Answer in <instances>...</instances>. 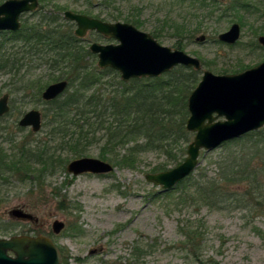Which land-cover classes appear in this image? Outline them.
<instances>
[{"label": "rangeland", "instance_id": "1", "mask_svg": "<svg viewBox=\"0 0 264 264\" xmlns=\"http://www.w3.org/2000/svg\"><path fill=\"white\" fill-rule=\"evenodd\" d=\"M4 1L0 0V4ZM172 1L40 0L38 10L24 14L22 21L33 23L42 15L57 13L64 24L68 21L63 12L68 9L76 12L85 10L89 16L111 22H125L127 16L138 18L142 21L141 26H135L152 35L154 31L159 32L160 37H154L162 45L199 57L201 78L205 70L215 74L238 73L234 70L239 66L248 69L264 61V46L258 41V37L264 34L256 35L252 26L254 21L257 22L256 15H250L251 20L242 27L239 43L226 44L220 42L218 35L237 21L218 20L215 16L211 20L202 18L204 24L201 26L200 18L193 16L188 3L181 7L174 2L173 7ZM109 13L118 15L119 20L109 18ZM201 35H206L205 40L197 41ZM85 38L89 46L94 41L118 43L115 38L95 31L89 32ZM1 39L3 35L0 34ZM180 39L182 47L179 48L177 43ZM6 41L12 52L19 47L13 36H7ZM256 42L260 46H256ZM25 61L28 65L21 68L20 74L29 71L26 79H38L44 89L56 82L46 64L29 68L30 64L37 65L36 61L29 56ZM95 63L98 64V56ZM17 77L19 75L6 69L0 70V96L9 93L11 105L10 111L0 118V149L4 150L0 154L22 160L15 159L22 166L14 175H0V237L48 235L64 249L69 264H100L101 261L120 264H264V196L259 197L257 192L248 193L246 185L239 186V194H236L245 200L228 201L224 208L218 209L186 194L191 190H188L190 184H195L204 175L208 178L219 173L217 163L228 151L223 143L214 149L203 150L199 165L190 174L192 181L176 188L170 195L156 196L154 192L161 187L145 177L160 165L166 164L170 169L179 164L169 160L162 151L135 155L133 167L114 165V170L105 174L73 175L67 171V165L76 158L67 148L58 151L53 148L61 145V140L50 137L49 131H55L54 119H57L52 113L47 120L43 116L40 131L34 132L31 127L18 128L25 112L31 109L44 112V104L33 97L24 98L27 91H22V82ZM193 137L194 133L185 145L186 154L181 162ZM42 143L49 145V152L56 155L58 162L61 157L62 164L68 160L66 168H57L45 178L42 175L27 178L25 166H29L21 158L20 150L36 148ZM89 152V156L99 157L98 144H93ZM119 152L124 153L125 150ZM9 163H12L11 159ZM14 208H23L38 220L13 217L10 211ZM56 220L65 223L59 233L53 231ZM134 247L138 251L133 252ZM92 250L95 251L92 253ZM77 257L81 263L76 261Z\"/></svg>", "mask_w": 264, "mask_h": 264}, {"label": "trees", "instance_id": "2", "mask_svg": "<svg viewBox=\"0 0 264 264\" xmlns=\"http://www.w3.org/2000/svg\"><path fill=\"white\" fill-rule=\"evenodd\" d=\"M174 2L181 7L188 3L193 16L200 18L201 26L204 24L202 18L211 20L216 16L218 20L226 18L245 27L251 20L250 15H256L259 23H252L254 33L264 34V0H174L171 3L173 7ZM106 3L104 4L107 6ZM83 12L87 13L85 10ZM108 17L119 20V16L114 13H109ZM124 20L136 26H141L142 23L134 17L127 16ZM73 28L72 23L63 24L60 16L56 15L40 17L33 23L26 21L15 32L0 33L3 35L0 40V70L6 69L19 75L17 78L22 82L21 89L23 92L27 91L23 97H33L44 104L45 120L51 117V113L57 118L54 119L55 131L50 130L49 134L53 139H60L61 145L53 148H57L56 151L67 148L71 156L77 158L89 156L91 146L98 144L99 157L113 162L115 166L133 167L135 155L147 151H162L169 160L180 163L182 156L186 154L185 145L192 136L186 128L189 117L188 98L200 81V71L179 65L158 77L132 78L125 82L117 70L98 67L95 63L97 55L90 51L89 45L85 43L86 39L74 34ZM7 36H13L16 46L19 44L17 50H10ZM153 36L160 37V33L154 31ZM255 44L260 46L257 42ZM177 46L182 47L181 39ZM27 56L37 64H30L29 68L46 64L55 76L54 81L67 79V90L56 99L42 100L44 88L39 85V80L26 79L29 71L20 74L21 68L28 65L25 61ZM239 67L234 71L245 69L244 66ZM46 123L47 121L44 122ZM223 145L228 151L217 163L219 173L208 178L204 175L195 184H190L192 187L189 186L188 190H191H186L188 192L185 193L218 209L224 208L228 201L245 200V197L236 194L239 186L246 185L248 193L257 192L259 197L264 196V127L226 141ZM49 150L51 148L47 143L20 150L21 158L29 166H25L28 170L27 174L24 173L27 178L30 175L37 178L42 175L45 178L57 168H66L68 160L62 164L61 157L59 163L56 155ZM15 159L22 161L8 154H0L1 176L5 173L14 175L15 171H19L18 168L22 165ZM166 169L167 165L163 164L153 171ZM191 175L173 188L159 190L154 194L170 195L176 188L190 183ZM188 238L190 239V234ZM60 250L64 259L62 264H69L64 249ZM136 251L138 249L134 247L133 252ZM75 259L82 262L79 257ZM100 264L120 263L101 261Z\"/></svg>", "mask_w": 264, "mask_h": 264}, {"label": "water", "instance_id": "3", "mask_svg": "<svg viewBox=\"0 0 264 264\" xmlns=\"http://www.w3.org/2000/svg\"><path fill=\"white\" fill-rule=\"evenodd\" d=\"M38 0H5L0 4V31H16L21 27V14L34 11ZM65 18L77 23L75 34L85 37L96 31L115 38L118 43L92 42L90 50L98 56L102 69L117 70L125 82L132 78L158 77L173 68L184 65L197 70L202 68L199 57L186 51L162 45L150 33L138 29L128 22H111L84 13L66 10ZM241 25L234 22L230 28L218 35L226 44H235L241 38ZM206 35L196 38L204 41ZM264 46V35L258 37ZM67 80L51 83L43 91L45 100H51L68 88ZM9 93L0 97V117L10 110ZM188 131L194 133L188 144L185 159L176 166L145 175L154 185L167 190L188 177L199 165L203 150L208 151L222 143L239 138L264 127V61L238 73L215 74L203 72L202 78L188 98ZM43 116L38 109L27 111L19 120L20 127H31L34 132L42 128ZM114 165L99 157L83 156L70 161L67 171L73 175L83 173L105 174L114 170ZM11 215L18 219H33L30 212L14 208ZM65 223L56 220L53 231L59 233ZM95 250H92L93 253ZM63 255L53 239L44 234H16L0 237V264H62Z\"/></svg>", "mask_w": 264, "mask_h": 264}, {"label": "flooded vegetation", "instance_id": "4", "mask_svg": "<svg viewBox=\"0 0 264 264\" xmlns=\"http://www.w3.org/2000/svg\"><path fill=\"white\" fill-rule=\"evenodd\" d=\"M38 1L40 2V0H38ZM38 8H39V4H38V7H37L34 11L25 12V13L21 14V16H20L21 27H20L18 30H20V29L22 28V25H23V23H24V21H22V16H23L24 14H27V13H34V12H36V11L38 10ZM68 10H70V9H68ZM65 11H66V10H65ZM65 11L63 12V16H64V18H65V15H64ZM72 11H73V10H72ZM74 12H76V11H74ZM77 13H84V12H77ZM84 14H86V13H84ZM56 15H59V14L56 13L55 15H52V17H54V16H56ZM44 16H45V17H51V15H50V16L42 15L41 17H44ZM59 16H60V15H59ZM65 19H66L68 22L73 23V25L75 24V25H76V28H77V23H76L74 20H70V19H67V18H65ZM62 20H63V19H62ZM76 28H75V29H76ZM75 29H74V34H75ZM241 29H242V26H241ZM18 30H16V31H18ZM5 31L15 32V31H13V30H1L0 33H3V32H5ZM89 32H91V30H90ZM89 32H88V33H89ZM95 32H96V31H95ZM88 33H87V34H88ZM97 33H98V32H97ZM99 34H100V33H99ZM75 35H76V34H75ZM76 36H77V35H76ZM77 37H79V36H77ZM79 38L86 39L85 37H79ZM94 42H95V41H94ZM91 44H92V43H91ZM89 49H90V46H89ZM90 51H91V50H90ZM91 52H92V51H91ZM92 53H93V52H92ZM95 55H97V54H95ZM60 80H64V79L62 78V79H59V80H57V81H60ZM65 80H67V79H65ZM57 81H56V82H57ZM67 81H68V80H67ZM68 82H69V81H68ZM53 83H54V82H53ZM50 84H51V83H50ZM50 84H48V85H50ZM48 85H47V86H48ZM47 86H46V87H47ZM46 87H45V89H46ZM68 87H69V85H68ZM45 89H44V90H45ZM44 90H43V91H44ZM43 91H42V93H43ZM65 91H66V90H65ZM65 91H64V92H65ZM42 93H41L42 100H44V101H50V100H45V99L43 98V96H42ZM4 94H5V93H4ZM62 94H63V93H62ZM62 94H61V95H62ZM9 95H10V94H9ZM61 95H59V96H61ZM59 96H58V97H59ZM0 97H1V96H0ZM56 98H57V97H56ZM56 98H54V99H56ZM51 100H53V99H51ZM9 104H10V96H9ZM10 109H11V105H10ZM9 111H10V110H9ZM9 111H8V112H9ZM40 111H41V110H40ZM8 112H7V113H8ZM41 112H42V111H41ZM25 113H26V112H25ZM25 113H24V114H25ZM24 114H23V115H24ZM3 116H4V115H3ZM3 116H1V117H3ZM42 116H43V112H42ZM1 117H0V118H1Z\"/></svg>", "mask_w": 264, "mask_h": 264}]
</instances>
